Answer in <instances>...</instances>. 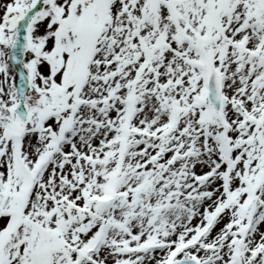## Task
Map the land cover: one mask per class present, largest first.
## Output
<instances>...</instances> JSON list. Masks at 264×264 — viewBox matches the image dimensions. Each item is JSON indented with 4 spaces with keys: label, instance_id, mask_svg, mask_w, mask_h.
Instances as JSON below:
<instances>
[{
    "label": "snow or ice",
    "instance_id": "6c2138e0",
    "mask_svg": "<svg viewBox=\"0 0 264 264\" xmlns=\"http://www.w3.org/2000/svg\"><path fill=\"white\" fill-rule=\"evenodd\" d=\"M0 264H264V0H0Z\"/></svg>",
    "mask_w": 264,
    "mask_h": 264
}]
</instances>
